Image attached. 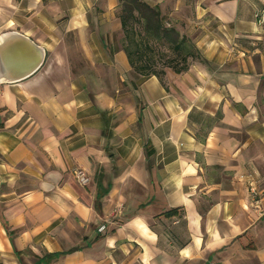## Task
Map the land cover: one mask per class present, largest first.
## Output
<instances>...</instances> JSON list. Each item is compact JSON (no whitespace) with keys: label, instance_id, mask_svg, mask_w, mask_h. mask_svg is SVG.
<instances>
[{"label":"crops","instance_id":"obj_1","mask_svg":"<svg viewBox=\"0 0 264 264\" xmlns=\"http://www.w3.org/2000/svg\"><path fill=\"white\" fill-rule=\"evenodd\" d=\"M143 1L206 64L135 73L120 0H0L46 56L9 81L0 54V264H264V0Z\"/></svg>","mask_w":264,"mask_h":264},{"label":"trees","instance_id":"obj_2","mask_svg":"<svg viewBox=\"0 0 264 264\" xmlns=\"http://www.w3.org/2000/svg\"><path fill=\"white\" fill-rule=\"evenodd\" d=\"M121 11L118 15L123 30V50L131 67L142 77L155 76L164 81L166 70L177 74L186 73L192 61L201 59L197 48L187 36L182 37L175 29L166 27V19L159 8H153L143 0H120ZM174 52L175 58L165 52ZM204 61V62H203ZM111 185L101 198L109 194ZM180 210H172L163 216L173 218ZM60 257L55 255L53 258Z\"/></svg>","mask_w":264,"mask_h":264},{"label":"water","instance_id":"obj_3","mask_svg":"<svg viewBox=\"0 0 264 264\" xmlns=\"http://www.w3.org/2000/svg\"><path fill=\"white\" fill-rule=\"evenodd\" d=\"M6 37L2 41L3 44L0 46V54L9 66V70L4 69V71L1 72V74L5 76V79L9 81H21L36 73L42 67L45 60V51L36 48L29 40L20 35L10 34ZM19 54L23 57V66L17 69L16 75L9 76L5 74L7 71L13 74L11 68L12 65L16 64L14 60Z\"/></svg>","mask_w":264,"mask_h":264},{"label":"built area","instance_id":"obj_4","mask_svg":"<svg viewBox=\"0 0 264 264\" xmlns=\"http://www.w3.org/2000/svg\"><path fill=\"white\" fill-rule=\"evenodd\" d=\"M257 22L260 26H263L264 25V10L261 11L258 16H257ZM259 175L257 173H254L253 176H251L249 178V186H250V194H251V198H252V201H253V204L254 205H258L259 202H260V198L262 197V193L261 191L259 190V186H258V181L256 180V177H258ZM76 177H77V180L79 182V184L83 187H87L90 183V180L89 178L82 172V171H79L76 173ZM261 181V179H258ZM106 231V227L105 226H102L100 229H99V232L101 234H104Z\"/></svg>","mask_w":264,"mask_h":264},{"label":"rangeland","instance_id":"obj_5","mask_svg":"<svg viewBox=\"0 0 264 264\" xmlns=\"http://www.w3.org/2000/svg\"><path fill=\"white\" fill-rule=\"evenodd\" d=\"M144 3H146V2H144ZM146 4H148V3H146ZM122 7V6H121ZM121 7L119 8V12H118V15H119V13H120V11H121ZM162 16L163 17H165V19H166V27L168 28V29H171V28H175L176 29V27H174L172 24L173 23H171V20L169 19V17H167V16H164L163 14H162ZM210 22H211V20H209ZM181 24L182 23H178V24H176V25H179V26H181ZM180 33V32H179ZM210 33H212L211 32V30H210V28L209 29H202V26H201V29H199L198 31H196V32H193V37H194V39H197V40H202L204 37H206L208 34H210ZM191 36V37H192ZM224 38H226L224 35H222ZM123 35H122V38L121 39H119L118 41H119V43H121L122 44V46H123ZM189 40H191L192 41V39H190L189 38ZM193 42V41H192ZM194 45H195V47L197 48V46H196V44L195 43H193ZM208 49H210V48H208L207 47V50ZM197 50H198V53H200V57H201V59H203L204 61H206V59L203 57V55H202V53H201V51H199V49L197 48ZM169 57H172V58H175L176 56H177V54L176 53H174V52H169V51H167V52H165ZM203 61V62H204ZM207 62V61H206Z\"/></svg>","mask_w":264,"mask_h":264},{"label":"bare ground","instance_id":"obj_6","mask_svg":"<svg viewBox=\"0 0 264 264\" xmlns=\"http://www.w3.org/2000/svg\"><path fill=\"white\" fill-rule=\"evenodd\" d=\"M5 38V37H4ZM7 38V37H6ZM4 39H0V46L3 44V41ZM20 56V54L16 57V59L14 60V63H16V64H14V65H12V68H11V71L13 72V74H11V76H13V75H16L17 74V69L19 68V67H22L23 65V57H19ZM26 68V67H25ZM24 68V69H25ZM23 69V70H24ZM21 71H22V69H21Z\"/></svg>","mask_w":264,"mask_h":264}]
</instances>
